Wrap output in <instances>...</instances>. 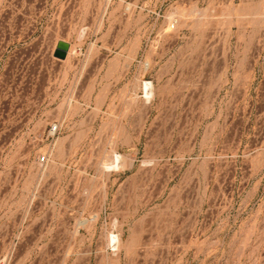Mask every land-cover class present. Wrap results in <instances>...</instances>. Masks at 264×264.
Masks as SVG:
<instances>
[{
    "label": "rangeland",
    "instance_id": "374dc122",
    "mask_svg": "<svg viewBox=\"0 0 264 264\" xmlns=\"http://www.w3.org/2000/svg\"><path fill=\"white\" fill-rule=\"evenodd\" d=\"M31 1L0 0V25L26 24ZM50 5L48 56L59 38L73 46L52 78L36 79L37 90L51 87L34 129L37 157L50 161L24 182L40 211L26 196L17 208L48 218V232L36 239L27 228L22 250H0V262L264 264V0ZM54 122L63 133L49 146L42 137ZM44 245L67 250H29Z\"/></svg>",
    "mask_w": 264,
    "mask_h": 264
},
{
    "label": "crops",
    "instance_id": "0c3cea01",
    "mask_svg": "<svg viewBox=\"0 0 264 264\" xmlns=\"http://www.w3.org/2000/svg\"><path fill=\"white\" fill-rule=\"evenodd\" d=\"M50 2L51 0H44V7L37 8L39 0H32L29 3L26 24L11 22L0 25V173L10 176L0 183V250L4 255L10 250H22L19 247V240L27 228H30L31 236L36 239L44 238L48 232L46 228L48 218L45 219L43 215L29 220L28 217L20 218L17 208L21 196L27 197L30 210L34 203L32 207L34 212L40 211L43 200L39 197L33 200L36 188L27 191L24 183L32 174L34 163H37L34 147L37 136L34 129L45 122V111L49 109L52 101L51 87L46 83L44 88L37 90L36 79L52 78L55 74L51 68L55 65L61 66L58 63L67 61L58 60L47 54L49 47L46 37L50 38L47 31L49 28L52 30L51 21L57 13V11L52 13ZM63 19V23L54 26V31H58L60 35L67 34L69 29L68 18ZM82 34L83 30L80 32V35ZM99 36L97 25H94L90 44L96 42L99 45ZM60 40L73 46L71 41L59 38L53 52ZM174 55L167 54L165 62ZM10 157H14V162L8 165L7 160ZM29 250L67 248H49L44 245L33 246Z\"/></svg>",
    "mask_w": 264,
    "mask_h": 264
},
{
    "label": "built area",
    "instance_id": "2783aa9c",
    "mask_svg": "<svg viewBox=\"0 0 264 264\" xmlns=\"http://www.w3.org/2000/svg\"><path fill=\"white\" fill-rule=\"evenodd\" d=\"M172 28H174V26H172ZM55 51V50H54ZM54 52L52 51V56L54 57ZM55 58V57H54ZM63 133V127L62 125H60L58 122H54L49 124L48 129L44 132L43 134V139L49 144V146H54L55 143L57 142V140L59 139V137L62 135ZM50 161V157L48 154H40L37 157V163L40 165V167H45L49 164ZM114 237H116V239L119 238V235H115L112 234ZM112 240V238H111ZM110 251L111 252H116L117 248L114 247L113 242L110 243ZM0 264H6V262L3 260L2 262H0Z\"/></svg>",
    "mask_w": 264,
    "mask_h": 264
},
{
    "label": "bare ground",
    "instance_id": "6f19581e",
    "mask_svg": "<svg viewBox=\"0 0 264 264\" xmlns=\"http://www.w3.org/2000/svg\"><path fill=\"white\" fill-rule=\"evenodd\" d=\"M84 35V34H83ZM71 49H72V47H71ZM70 52H71V50H70ZM69 52V53H70ZM68 59H69V55H68V57H67V61H68ZM145 88H146V93H147V97H148V99H150V98H152L153 96H154V89H153V87H152V84H150V83H145ZM115 158L117 159V160H115L117 163H119V165H120V156H118V155H115ZM114 158V159H115ZM122 158V157H121ZM122 160V159H121ZM115 161H113V165L115 164ZM112 164V163H111ZM122 165V164H121ZM116 166V165H115ZM118 166V165H117ZM110 167H113V166H110V165H106V169L107 168H110ZM119 168L121 167V166H118ZM116 168V167H115ZM111 238H112V240H111ZM121 237H119L118 239H116V237H114L113 235H111L110 237H109V242L111 243V242H113V244H114V247L115 248H117L116 250L117 251H119L120 250V248H121V244H122V242H121V239H120ZM129 246V245H128ZM119 253H120V251H119Z\"/></svg>",
    "mask_w": 264,
    "mask_h": 264
},
{
    "label": "water",
    "instance_id": "95a60500",
    "mask_svg": "<svg viewBox=\"0 0 264 264\" xmlns=\"http://www.w3.org/2000/svg\"><path fill=\"white\" fill-rule=\"evenodd\" d=\"M71 50V43L64 40H60L57 43L56 49L54 51V57L58 60L65 61Z\"/></svg>",
    "mask_w": 264,
    "mask_h": 264
}]
</instances>
